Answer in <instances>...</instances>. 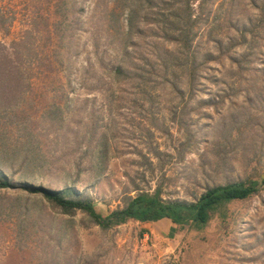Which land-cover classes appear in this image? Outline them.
Instances as JSON below:
<instances>
[{"label":"rangeland","instance_id":"obj_1","mask_svg":"<svg viewBox=\"0 0 264 264\" xmlns=\"http://www.w3.org/2000/svg\"><path fill=\"white\" fill-rule=\"evenodd\" d=\"M263 5L207 0L194 45L214 59L182 99L156 67L149 104L131 74L111 79L113 65L174 48L148 18L128 32L120 0H0V157L12 183L0 187V264H264V186L201 227L108 229L22 187L71 186L103 217L135 186L192 200L216 183L264 179ZM243 24L250 49L225 51Z\"/></svg>","mask_w":264,"mask_h":264},{"label":"trees","instance_id":"obj_2","mask_svg":"<svg viewBox=\"0 0 264 264\" xmlns=\"http://www.w3.org/2000/svg\"><path fill=\"white\" fill-rule=\"evenodd\" d=\"M206 1L203 0L198 4V12L193 6V0H120V8L127 9L128 32L138 25L139 20L145 21L148 18L153 27L161 32L160 37L172 42L174 48L159 51L153 59L145 55L141 63L133 64L129 69L122 64L113 65L111 67L112 81L120 83L124 77L131 74L134 79H137L135 86L140 91L142 99L148 100L151 104L152 95H154L152 90L150 91L153 86L151 82H154L152 77L154 69L160 67L163 71L162 81L171 85L172 89L180 94L181 99L186 92L193 91L203 77L202 67L206 66L207 61L214 59L212 53L202 51L194 45V38L197 35L195 28L200 24L199 22H202L200 20ZM1 13L4 14V12L0 11V22L5 21ZM249 26L243 24L239 40L228 38L226 43L228 47L225 51L240 44L247 45L250 49L248 33L252 32V29ZM217 44L223 49L221 41ZM200 101L209 102L212 99L200 98ZM5 162L6 159L0 157V187H11L12 183L1 170ZM263 186L264 179L227 180L206 187L199 196L192 200L166 199L162 196L159 186L153 191L139 189L135 186V193L128 194L124 198L123 206L100 217L94 208L93 199L71 186H65L63 189H49L22 184L23 188L31 192H40L66 213L81 211L87 214L102 229L120 225L130 219L149 222L162 218H168L177 225L201 227L209 221L215 211L226 203L245 199Z\"/></svg>","mask_w":264,"mask_h":264},{"label":"crops","instance_id":"obj_3","mask_svg":"<svg viewBox=\"0 0 264 264\" xmlns=\"http://www.w3.org/2000/svg\"><path fill=\"white\" fill-rule=\"evenodd\" d=\"M160 220H169L168 218H162V219H160ZM159 221V220H158ZM132 222H135V223H140L143 227L144 226H146V224H148L149 222H156V221H149V222H141V221H138V220H135V219H130V220H128L127 222H125V223H122V224H120V225H117V226H126L127 224H130V223H132Z\"/></svg>","mask_w":264,"mask_h":264}]
</instances>
